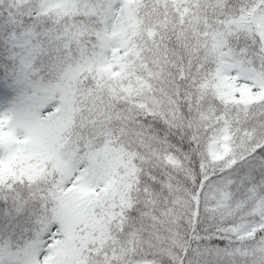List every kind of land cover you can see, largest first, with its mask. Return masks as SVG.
<instances>
[{"label":"snow or ice","instance_id":"6c2138e0","mask_svg":"<svg viewBox=\"0 0 264 264\" xmlns=\"http://www.w3.org/2000/svg\"><path fill=\"white\" fill-rule=\"evenodd\" d=\"M0 264H264V0H0Z\"/></svg>","mask_w":264,"mask_h":264}]
</instances>
